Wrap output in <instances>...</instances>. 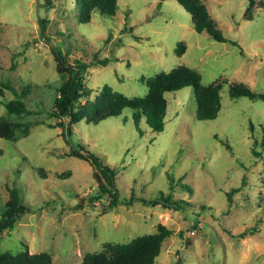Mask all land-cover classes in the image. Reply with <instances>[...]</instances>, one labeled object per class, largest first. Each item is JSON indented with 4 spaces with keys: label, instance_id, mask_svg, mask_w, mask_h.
<instances>
[{
    "label": "rangeland",
    "instance_id": "1",
    "mask_svg": "<svg viewBox=\"0 0 264 264\" xmlns=\"http://www.w3.org/2000/svg\"><path fill=\"white\" fill-rule=\"evenodd\" d=\"M202 3L226 43L196 33L175 1L119 0L114 17L95 13L85 23L79 0H0V118L29 125L15 141L0 139V219L13 186L31 210L0 235V254L47 253L55 264H81L163 226L173 235L157 264H264V103L229 96L243 86L264 94V0L256 1L252 20L248 0ZM54 50L71 65L93 64L83 76L91 101L105 85L144 97L146 80L187 66L203 86H223L222 109L216 120L197 121L196 93L186 88L167 96L163 133L143 123L141 135L130 110L73 126L72 142L116 172L121 204L104 214L108 198L92 200L101 193L95 168L68 156L70 142L56 127L64 79ZM12 100L29 114L8 115L4 105ZM170 194L182 207L154 205Z\"/></svg>",
    "mask_w": 264,
    "mask_h": 264
},
{
    "label": "trees",
    "instance_id": "2",
    "mask_svg": "<svg viewBox=\"0 0 264 264\" xmlns=\"http://www.w3.org/2000/svg\"><path fill=\"white\" fill-rule=\"evenodd\" d=\"M119 0H79L80 17L82 22L90 23L95 13L114 17L117 14ZM175 1L191 14L193 28L198 34H206L211 39L219 43H226L222 31L219 29L215 20L209 14L207 7L202 0H161V2ZM249 1L248 20L254 17V6L257 0ZM264 7V5H262ZM41 30L45 29V22L40 21ZM232 43V42H231ZM235 45V43H232ZM184 45L180 43L176 52L181 54ZM57 64V72L64 79L63 86L58 90L59 96L55 100L54 116L60 123L56 125L63 129V136L68 139L71 146L69 157L89 162L93 165L96 172V180L99 191L92 200H99L107 197L109 200L106 210L113 209L121 204L119 192L116 189V172L106 165L99 157L91 153L84 146L73 143V126H77L82 121L89 125H98L110 118H116L124 114L125 111L132 112V121L136 129L142 135L141 125L145 123L153 132L163 133L166 127V117L168 112L167 96L179 92L186 88H192L196 93L197 110L195 118L197 121L216 120L222 109L221 91L222 85H211L205 87L202 84V76L195 70L180 66L170 72L160 73L148 80L146 86L148 92L144 97L129 98L126 95L116 92L108 85L96 92L95 101H91L92 90L88 89L83 81V76L92 65L77 63L71 65L68 58L60 51H53ZM101 66H107L109 61L98 62ZM0 90V97L3 96ZM231 99L248 98L252 101L264 103V94H257L247 87H232L229 90ZM82 99H87L84 106L78 104ZM8 115L21 117L29 114L27 106L21 100H12L5 105ZM68 120L65 123L63 120ZM29 125L26 123H15L8 121L4 117L0 118V139L15 141L18 134L27 133ZM264 147V139L262 141ZM264 161V157H263ZM171 190L173 187L171 186ZM9 201L7 202L0 219V235L14 230L21 217L30 213V208L24 204L21 191L17 187L8 189ZM231 191L227 197L232 201ZM163 204L155 201V206H162L165 209L182 207V204L174 200L172 194L168 198L162 199ZM173 235V232L163 226L150 236L138 238L127 245H118L114 249L111 257L104 254H88L84 257L81 264H157L161 255L163 244ZM244 235V234H243ZM0 264H55L51 256L47 253L31 254L23 251L18 254H0Z\"/></svg>",
    "mask_w": 264,
    "mask_h": 264
}]
</instances>
